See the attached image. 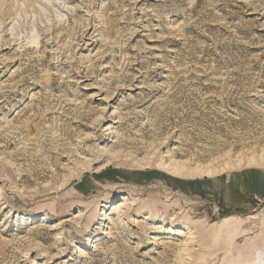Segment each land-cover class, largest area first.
Instances as JSON below:
<instances>
[{"label":"rangeland","instance_id":"obj_1","mask_svg":"<svg viewBox=\"0 0 264 264\" xmlns=\"http://www.w3.org/2000/svg\"><path fill=\"white\" fill-rule=\"evenodd\" d=\"M261 154L264 0H0V264H259L201 252L197 228L257 231L264 163L163 164Z\"/></svg>","mask_w":264,"mask_h":264},{"label":"bare ground","instance_id":"obj_2","mask_svg":"<svg viewBox=\"0 0 264 264\" xmlns=\"http://www.w3.org/2000/svg\"><path fill=\"white\" fill-rule=\"evenodd\" d=\"M92 130L95 131V135L94 136H87L86 138L82 139L81 145L83 144V146H84L87 143L97 141L100 138V134H98V132L100 130L97 128H94ZM103 153H104V151H103ZM107 156L109 158V161H115L118 158H120L119 154H110ZM125 157H126V159H128V157L131 158L129 155H127ZM62 158H65V157L62 156ZM261 162L264 163L263 154L252 156L249 158H246V157L242 158L241 155H237V156H234L231 158L225 157L222 160H219L217 162L215 161V162H212L211 164H207L204 166L188 165L187 163H183V162L180 163V162L170 161L168 163L163 164V170L166 174H168L170 176H175V177H181L182 178V176H183V178H184L185 174H187L188 172H192V173H195L197 175H201L203 177L211 178L214 175L220 174V173L224 172L225 170L232 168V167L242 168L243 166H247V165H258ZM135 165L137 166V168L141 167V168L146 169L149 165V160H146L144 162L143 161L136 162ZM135 165H133V166H135ZM122 200H127V199H125V197H124V198H122ZM125 203H127V202L125 201ZM126 208H127L126 214L132 212V210H133V209L131 210L130 205ZM141 208L144 209L143 213L145 215V218H144L145 220L160 221L159 218H163L162 222H164L166 218L172 217L170 219L171 227L173 228V230L178 227L177 226L178 223H176L175 221H177L179 215L176 214L177 212L175 213L176 208L174 205L173 206L172 205H161V204L148 202L147 204L142 205L140 207V209ZM115 209L118 210L119 208L114 207L113 210H115ZM118 212H120V210H118ZM159 212L161 213L162 216L159 217L157 220V219H155V217L157 216V213H159ZM179 212L181 213V211H179ZM181 216H183V215H181ZM108 220H111V219H108ZM256 220H257V218L255 216H251V215L248 217H244V218H241L238 216H233V217L223 219L219 223V226H216V228L206 229L204 226L206 224H204V225L201 224L199 226V228H197L199 230V231H197L198 232V239H199L198 243H199V248H200L199 250L201 252H204V251H206L208 253L210 252L211 254L216 253L217 256L222 255L224 257L225 261L228 260L227 257H229V259L231 260V257H233L238 251H240V252L245 251L247 254H250L252 256L255 255V252H257V251L264 254V223L260 224L261 227L258 228L257 231H252L253 227H251V225L254 224L256 222ZM191 228H192V225H191ZM242 228H244V230H242ZM182 229L188 230V227L182 228ZM254 234H257V235L253 239H251V242H249V240L247 239V240H245V242H243L244 243L243 245L239 244V243H241V241H243L244 237H248V236L251 237ZM187 255L191 256V253H187ZM254 264H255V262H254ZM259 264H264V258H262L260 260Z\"/></svg>","mask_w":264,"mask_h":264}]
</instances>
